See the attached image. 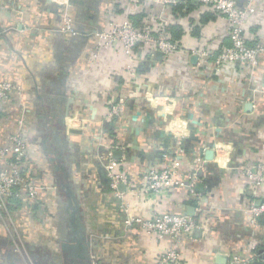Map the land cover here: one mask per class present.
I'll return each instance as SVG.
<instances>
[{"label":"crops","instance_id":"1","mask_svg":"<svg viewBox=\"0 0 264 264\" xmlns=\"http://www.w3.org/2000/svg\"><path fill=\"white\" fill-rule=\"evenodd\" d=\"M162 1L0 0V80L20 90L0 103V147L21 130L26 171L41 187L37 201L19 200L0 215V264H156L171 238L126 225L127 215L148 219L189 207L198 227L178 245L181 264H224L232 254L257 264L264 256V217L252 224L245 210L264 200V185L242 174L251 164L264 166V57L256 66L227 64L215 72L214 58L230 46L225 18L198 0H177V10ZM236 3L255 7L245 25L248 44L264 42V0ZM65 15L75 34L61 31ZM112 17L153 30L165 22L179 49L140 56L126 73L115 47L94 54L96 33ZM120 97L122 112L110 117ZM160 132L169 134V147ZM209 143L217 166L204 158ZM109 151L119 153L114 158L133 183L122 199L109 188ZM175 157L184 175L199 172L198 201L184 186L142 193V172ZM71 201L78 203L90 258L63 248L77 238Z\"/></svg>","mask_w":264,"mask_h":264},{"label":"built area","instance_id":"2","mask_svg":"<svg viewBox=\"0 0 264 264\" xmlns=\"http://www.w3.org/2000/svg\"><path fill=\"white\" fill-rule=\"evenodd\" d=\"M162 2L174 5L177 0ZM198 2L209 6L227 22L230 46L214 58V71L218 72L223 66L235 63L256 66L260 58L264 57V42L248 44L245 36L246 22L255 12V7L250 3L240 7L236 0H198ZM61 31L71 34L77 32L71 26L68 15H65V23ZM96 38L94 54L103 48L115 47L123 55L126 73H132L135 70L140 56L141 58L142 56L154 57V52L159 51L162 57H167L179 49V44L171 39L165 22H160L153 30L149 25L137 26L130 19L112 17L108 20L106 28L96 33ZM199 55L201 58H207L208 52L203 51ZM19 92V87L13 83L0 80V103L16 99ZM124 102L123 97L117 99L110 106L108 115L119 116ZM26 150L24 135L19 129L8 134L6 144L0 147V215L7 212L10 197L24 202H35L39 198L41 187L32 181L26 171ZM215 153L219 155L216 151ZM104 168L112 193L117 199L124 198V190H131L133 183L121 169V160L115 159L109 151ZM242 174L253 186L264 185L263 165L251 164L242 171ZM198 180L199 172L194 170L184 175L179 168L178 158L175 157L163 168L150 167L142 172L140 188L144 195L150 196L166 192L173 187L184 186L188 195L198 201L199 195L195 190ZM245 210L250 214V222L256 223L259 217H264V200L250 201ZM125 224L136 225L140 230L157 239L171 238L173 245L158 257L156 264H181L178 245L183 236L193 239L192 231L198 227L194 217L170 212H154L148 219L128 214ZM250 263V259L246 256L232 254L224 264ZM260 264H264V256Z\"/></svg>","mask_w":264,"mask_h":264},{"label":"water","instance_id":"3","mask_svg":"<svg viewBox=\"0 0 264 264\" xmlns=\"http://www.w3.org/2000/svg\"><path fill=\"white\" fill-rule=\"evenodd\" d=\"M69 1L71 2L72 0H67V2L69 3ZM154 56H159L160 58H162V54L161 52L159 51H155L154 52ZM195 57H193V60H194ZM248 107H250L248 105ZM70 117L66 118V119H69ZM66 119L64 117V124H65V133H69L70 131L73 130V128H71V126H69L66 122ZM111 125H114L113 127H116L115 123H111ZM68 126V127H67ZM112 127V126H111ZM169 135V134H168ZM168 135H166L165 133L163 132H160L158 134V137L161 138L163 140V145L164 147H169L168 143H167V137ZM169 138V137H168ZM213 143H209L206 145V150H204V158L205 160L207 161H213V164L215 166H217V162L214 160V155H215V150L213 148ZM113 157H119V153L117 152H114L113 154ZM231 161V160H230ZM225 166H231L230 162H227V164H225ZM220 171H222L224 168L223 167H219ZM108 180L105 179V182H107ZM201 184H196L195 188H200ZM70 207L72 208V212H73V216L71 218V231L75 232L77 234V238L73 239L72 242H68V243H65V245H63V248L67 251H69L71 254H77V253H85L87 255L88 258L89 257V254H88V246L90 245V241H83L82 240V231H84V227L82 226L81 223L78 222L77 220V216H76V213L78 212V203L74 202V201H71L70 202ZM193 212H194V208L193 207H189L187 209V212L186 214L187 215H193ZM92 244L94 246H97V240L95 239H92ZM257 264H260V262H256ZM83 264H90V261H88V263H83Z\"/></svg>","mask_w":264,"mask_h":264},{"label":"trees","instance_id":"4","mask_svg":"<svg viewBox=\"0 0 264 264\" xmlns=\"http://www.w3.org/2000/svg\"><path fill=\"white\" fill-rule=\"evenodd\" d=\"M182 4H177V5H172L173 6V10H177ZM133 19H131L132 21ZM134 21V20H133ZM132 21V22H133ZM134 23V22H133ZM135 24V23H134ZM171 30V29H170ZM172 39V38H171ZM11 100V99H10ZM9 100V101H10ZM195 201V200H193ZM15 204H19V200L15 197H10L9 198V204H8V207L10 208L11 206L15 205Z\"/></svg>","mask_w":264,"mask_h":264}]
</instances>
